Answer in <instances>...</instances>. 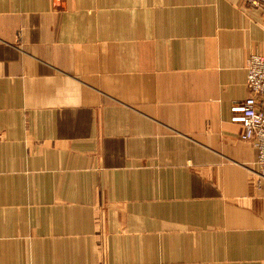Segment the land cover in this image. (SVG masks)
I'll use <instances>...</instances> for the list:
<instances>
[{
	"label": "crops",
	"instance_id": "1",
	"mask_svg": "<svg viewBox=\"0 0 264 264\" xmlns=\"http://www.w3.org/2000/svg\"><path fill=\"white\" fill-rule=\"evenodd\" d=\"M253 54L247 0H0V264H264Z\"/></svg>",
	"mask_w": 264,
	"mask_h": 264
},
{
	"label": "built area",
	"instance_id": "2",
	"mask_svg": "<svg viewBox=\"0 0 264 264\" xmlns=\"http://www.w3.org/2000/svg\"><path fill=\"white\" fill-rule=\"evenodd\" d=\"M247 1L264 7V0ZM246 67V86L250 95L231 106V122L242 126L241 139L257 150L260 168L257 174L264 179V55L253 54Z\"/></svg>",
	"mask_w": 264,
	"mask_h": 264
}]
</instances>
